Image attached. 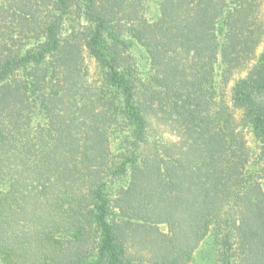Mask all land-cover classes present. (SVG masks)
I'll return each mask as SVG.
<instances>
[{
	"label": "trees",
	"instance_id": "16d2710c",
	"mask_svg": "<svg viewBox=\"0 0 264 264\" xmlns=\"http://www.w3.org/2000/svg\"><path fill=\"white\" fill-rule=\"evenodd\" d=\"M261 9L0 0V264H264Z\"/></svg>",
	"mask_w": 264,
	"mask_h": 264
},
{
	"label": "rangeland",
	"instance_id": "374dc122",
	"mask_svg": "<svg viewBox=\"0 0 264 264\" xmlns=\"http://www.w3.org/2000/svg\"><path fill=\"white\" fill-rule=\"evenodd\" d=\"M261 1H262L261 13H262V18L264 19V0ZM263 48H264V42L258 48V53H260L263 50ZM85 61L89 67L90 72H92L94 69L93 61L88 57H85ZM233 83H234V79L228 84L227 87L228 95ZM214 262H215V250L211 248L210 241L206 240L195 251L193 255V261L191 264H214Z\"/></svg>",
	"mask_w": 264,
	"mask_h": 264
}]
</instances>
